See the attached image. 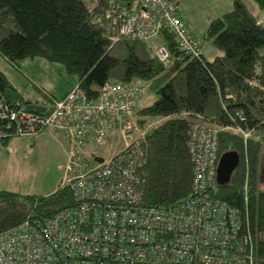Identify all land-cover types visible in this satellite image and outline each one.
Wrapping results in <instances>:
<instances>
[{
    "label": "trees",
    "instance_id": "1",
    "mask_svg": "<svg viewBox=\"0 0 264 264\" xmlns=\"http://www.w3.org/2000/svg\"><path fill=\"white\" fill-rule=\"evenodd\" d=\"M254 2L264 10V0ZM113 7L109 0H0V54L16 66L35 57L60 63L89 94L109 82L148 84L158 98L142 109L137 104L134 114L141 123L160 120L146 133L139 168L147 205L168 207L190 195L194 170L188 133L196 123L219 127V155L236 150L240 161L230 181L216 180L211 191L248 219L257 246L254 264H264V25L243 0H234L233 8L212 19L204 34L221 55L213 60L192 56L164 31L156 37L169 51L164 64L146 41L119 36L110 15ZM8 88L15 89L0 69V114L4 103L12 107ZM19 99L26 100L21 93ZM238 112L246 118L241 120ZM237 126L255 133L245 138L233 129ZM5 132L10 136L3 146L15 137L12 126ZM74 205L68 185L46 194L2 189L0 231Z\"/></svg>",
    "mask_w": 264,
    "mask_h": 264
},
{
    "label": "built area",
    "instance_id": "2",
    "mask_svg": "<svg viewBox=\"0 0 264 264\" xmlns=\"http://www.w3.org/2000/svg\"><path fill=\"white\" fill-rule=\"evenodd\" d=\"M109 1L120 37L149 41L169 31L181 50L202 56L203 44L179 14L176 0ZM154 54L164 64L169 60L165 44ZM142 92L134 80L115 81L97 94L77 85L61 98L42 94L1 106L0 121H7L0 123L1 148L10 126L15 136L53 131L66 140L61 184L70 186L75 205L0 231V264L255 263L257 246L248 219L211 191L220 159L219 127L196 123L188 133L194 170L190 195L168 207L144 203L139 168L146 134L136 132L134 117ZM26 103L45 109L29 110ZM233 129L245 138L255 133ZM115 130L134 133V139L105 156L97 149Z\"/></svg>",
    "mask_w": 264,
    "mask_h": 264
},
{
    "label": "rangeland",
    "instance_id": "3",
    "mask_svg": "<svg viewBox=\"0 0 264 264\" xmlns=\"http://www.w3.org/2000/svg\"><path fill=\"white\" fill-rule=\"evenodd\" d=\"M176 1L179 4V14L203 44L206 58L213 60L216 55H221L222 51L212 43V40L205 39L204 34L212 19L222 16L223 13L233 8L234 0ZM251 1L245 0L250 9H254V6H256L262 14L263 11L258 8L256 3ZM146 43L152 48L153 53L154 49L161 44L157 38L146 41ZM0 69L21 90V94L25 98L43 96L38 92L35 85L37 84L36 80L47 85L48 87H44L53 93L54 97L59 98L70 84L69 80L77 79L74 75L68 74L62 64L50 62L43 57L26 58L16 66L0 54ZM141 84L143 93L138 101V109L149 106L158 98V95L150 89L148 84ZM159 121L156 122V120L150 119L145 123L139 122L136 132H140L141 135H139L142 136L143 131L146 134ZM129 138L130 140L134 139L131 134L119 135L118 130H115L111 138L97 151L108 156L112 150L123 148ZM3 147L0 151V153H3L5 150L0 155V190L4 189L24 194H46L59 187L63 176L60 165L65 162L60 140L48 133L39 134L36 140L34 135H19L11 138L9 144ZM261 175L264 180V168L261 170ZM261 188L264 189V182L261 184Z\"/></svg>",
    "mask_w": 264,
    "mask_h": 264
},
{
    "label": "water",
    "instance_id": "4",
    "mask_svg": "<svg viewBox=\"0 0 264 264\" xmlns=\"http://www.w3.org/2000/svg\"><path fill=\"white\" fill-rule=\"evenodd\" d=\"M6 94L12 104H16L20 94L14 88H8ZM29 110L44 111V107L35 106L32 103H26ZM240 161V154L236 150H228L221 154L217 169V181L219 184H225L230 181L234 170L237 168Z\"/></svg>",
    "mask_w": 264,
    "mask_h": 264
},
{
    "label": "crops",
    "instance_id": "5",
    "mask_svg": "<svg viewBox=\"0 0 264 264\" xmlns=\"http://www.w3.org/2000/svg\"><path fill=\"white\" fill-rule=\"evenodd\" d=\"M244 2H245V0H243ZM251 1V0H250ZM254 1V0H253ZM252 2V1H251ZM246 3V2H245ZM252 3H255V2H252ZM246 5L248 6V8L250 9V7H249V5L246 3ZM258 6V5H257ZM259 8V7H258ZM260 9V8H259ZM262 10V9H261ZM250 11L251 12H253L257 17H258V20L260 21V23H262L263 25H264V10H262L263 11V13L261 14L260 13V11L259 10H257V8H256V6H254V9H250ZM261 14V15H260ZM220 50V49H219ZM203 55H205V53H204V51H203ZM206 56V55H205ZM217 56V55H216ZM11 81V80H10ZM34 81H35V79H34ZM12 82V81H11ZM36 82H37V84H39V85H37V84H35L36 86H40V87H43V88H45V87H48L47 85H45V84H43V83H41L40 81H37L36 80ZM69 85H68V87L65 89V92H64V94L62 95V96H60L59 98H61V97H63L69 90H71L72 88H74L75 86H77L78 85V80L76 79V80H74V79H70L69 80ZM13 84V83H12ZM14 85V84H13ZM45 86V87H44ZM14 87H15V89L17 90V92L20 94L21 93V90L16 86V85H14ZM45 89H47V88H45ZM48 90V89H47ZM49 91V90H48ZM50 92V91H49ZM51 93V92H50ZM51 94H53V93H51ZM28 99V98H27ZM44 133H48V134H50V135H52V136H54L57 140H60V142L62 143V146H63V151H64V160L66 161V159H67V157H68V149H69V146H68V143L66 142V140H64V138H62V136L61 135H59L58 133H56V132H53V131H44V132H41V133H37V134H34V136H35V140H36V138H37V136L39 135V134H44ZM119 135H122L121 133H119ZM132 137H133V135H132ZM11 140V139H10ZM10 140L7 142V144H9V142H10ZM130 141V138H129V140H128V142ZM107 142V141H106ZM127 142V143H128ZM126 143V144H127ZM3 149H5V147H3ZM121 149V148H120ZM2 149H0V151H1ZM117 150H119V149H117ZM117 150H112L111 151V153L112 152H114V151H117ZM5 151V150H4ZM4 151H3V153H4ZM3 153H0V155H2ZM110 153V154H111ZM109 154V155H110ZM55 191V190H54ZM53 192V191H52ZM51 193V192H50Z\"/></svg>",
    "mask_w": 264,
    "mask_h": 264
},
{
    "label": "clouds",
    "instance_id": "6",
    "mask_svg": "<svg viewBox=\"0 0 264 264\" xmlns=\"http://www.w3.org/2000/svg\"><path fill=\"white\" fill-rule=\"evenodd\" d=\"M162 44V43H161Z\"/></svg>",
    "mask_w": 264,
    "mask_h": 264
}]
</instances>
